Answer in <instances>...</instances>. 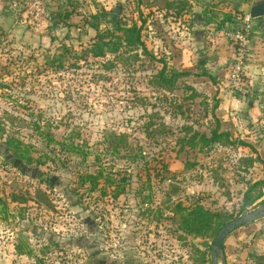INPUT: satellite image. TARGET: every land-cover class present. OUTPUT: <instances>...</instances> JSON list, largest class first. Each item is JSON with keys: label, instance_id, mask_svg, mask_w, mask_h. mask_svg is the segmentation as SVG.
<instances>
[{"label": "rangeland", "instance_id": "obj_1", "mask_svg": "<svg viewBox=\"0 0 264 264\" xmlns=\"http://www.w3.org/2000/svg\"><path fill=\"white\" fill-rule=\"evenodd\" d=\"M33 1L0 0V264H200L191 248L213 237L179 238L175 205L189 209L201 204L217 220L224 214L233 219L243 214L247 183L262 177V167L255 163L244 170L242 157L253 154L248 147L177 141L186 134L180 129L184 123L207 135L215 125L204 114L202 98L211 104L214 89L194 66L199 56L186 68L184 56L174 55L192 40L186 26L171 18L158 24L161 15L144 4L139 7L138 0H119L100 24L140 25L145 19L142 38L156 59L164 51L159 39L165 36L172 51L168 64L195 76L179 79L178 88L164 94L149 85L161 65L157 61L140 55L105 70V58L83 60L82 49L95 34L84 23L91 21L89 7L69 4L75 14L56 24L50 17L61 11L59 5H53L56 12L42 0L36 8ZM211 1L228 9L243 4L241 15L252 5V0ZM251 22L255 29L258 25ZM62 44L74 52L62 57L60 66L57 60L49 64ZM184 85L200 95L189 98L192 92ZM163 95L174 103L162 101ZM175 104L190 109L185 118L176 114ZM152 111L157 114L149 120ZM36 119L42 134L34 128ZM161 121L170 134H159ZM221 129L230 132L232 141L250 143L264 161V121L250 118L243 125L235 120ZM105 130L127 133L130 149L108 146ZM5 140L12 144L8 152ZM15 145L17 154L30 156V165L17 160ZM84 175L96 176L95 186L82 181ZM263 202L264 188L247 211ZM239 234L264 241V217L238 228L234 236Z\"/></svg>", "mask_w": 264, "mask_h": 264}, {"label": "trees", "instance_id": "obj_2", "mask_svg": "<svg viewBox=\"0 0 264 264\" xmlns=\"http://www.w3.org/2000/svg\"><path fill=\"white\" fill-rule=\"evenodd\" d=\"M164 8L165 12L161 14L160 19L157 23L161 24L163 26L164 22H168V18H171L175 15L179 16L180 13L183 10L188 9V4L185 0H177L175 2L164 0ZM170 11L172 13L170 14ZM59 12V13H58ZM56 15H54V23H58L60 21H67L68 18L75 14L74 10H64L63 13L60 15L61 11H58ZM213 15L216 17H222L221 23L224 22H231V15L224 14L220 11H213ZM106 16L105 11H99L95 14H91L89 18H91V21L89 22L88 19L84 20V23L92 28L95 32L94 36L90 39V42L86 48L82 49V54L84 58L83 60L87 59V56H90L92 58H105V61L103 62L102 67H104L105 70H110L115 62L118 63H125L127 60H133L137 61L139 59V56L142 55L146 57L149 61H157L161 65L160 67L150 75L149 77V85L157 90H160L162 93H172L176 88H178V80L183 77H189L192 74V71L190 69H186L184 67H181V69H177L172 65H169L167 62L166 57L171 59L172 57V51L168 45L165 44V36L159 39L163 45V52L161 53V58L155 57L154 53L151 51V49H148L145 42L142 38V23L145 22V19H143L142 23L140 25L137 24V22L133 21L130 24L126 23H117L115 22L114 26L112 28H100L101 21L104 20V17ZM174 18V17H172ZM68 23V22H67ZM167 50H166V49ZM166 50V51H165ZM73 49L69 48L67 45L62 44L60 47V53L58 57H51L49 59V64L53 63L54 61H58V65L61 64V59L65 55L69 53H73ZM167 55V56H165ZM171 55V56H170ZM175 57H179V54L176 52L174 54ZM108 56H113V60L106 59ZM80 58V57H76ZM168 59V60H169ZM201 74V73H200ZM184 87H187L191 90L192 93L189 96V98L193 99L196 96H199L200 94L195 91V89L192 86L184 85ZM162 101L169 102L171 105L174 103L172 99H169L168 96L163 95ZM204 101L203 104L205 106V116H210L212 119V122H214V128H212L209 132L210 135H207L206 133L199 132L196 129H193L191 124H185L181 126V130L184 131L186 134L183 135L180 139H178V142H181L183 144H190L195 145L196 141L203 142V145H211V144H220V145H226V144H233L238 145L242 147H248L252 149V153H255V156H245L242 157V163L244 164V170H247L248 168L252 167L253 164L259 163L262 167V177L258 178L256 180H252L248 182V186L246 190L243 193L242 202L240 205V211L241 213H244L247 211V209L255 204L258 200L261 199L263 196V188H264V164L263 160L257 155L256 150L253 148V146L245 142L241 139L232 141L230 132L227 129H221L223 122L216 114V108L218 107V100H215L212 98V103L210 104L208 101V98L206 96H203ZM174 109L176 110V114H179L181 117L185 118L186 110L189 111L190 109H186L184 111L182 104H175ZM157 114V111H152L149 114V120H152L154 115ZM39 119H36L33 121L34 128L36 131L39 132V134H42L41 126L38 125ZM153 123H148V125L145 127V134L149 136L151 133L149 131V126H151ZM159 134L166 135L171 133V129H168V126L165 124V122L161 121L158 124ZM167 127V129H166ZM3 128L0 127V137L3 136ZM154 131V130H152ZM189 134V135H188ZM128 134L125 132L120 133H114V132H108L103 131V140L113 148L115 151L119 150L120 148H127L130 149L129 140H128ZM4 143V149L6 152H8V149L11 148V141L5 140ZM14 153L19 152L18 145H15L14 147ZM17 154V153H16ZM22 154V153H21ZM18 155L17 160L19 162H22L25 165H30L31 158L29 155L26 154V158H24L22 155ZM13 157L14 155L11 154ZM97 177L102 176L101 173L96 175ZM93 175H84L83 178L81 177L82 181H91L93 186L96 184L97 177ZM119 193V191H118ZM175 212L179 215L178 225L177 229L179 231V238L186 240L188 236H191L192 238H206V237H214L215 233L219 230V228L226 222H228L231 217L228 214H224L223 217L220 219H216L215 213H213L211 210L206 209L201 204H196L193 207H190L189 209L186 207H182L181 203H177L175 205ZM246 224L245 226H247ZM194 253L197 255V260L200 264H207L210 260L207 257L208 249L202 250L198 247L191 248Z\"/></svg>", "mask_w": 264, "mask_h": 264}, {"label": "crops", "instance_id": "obj_3", "mask_svg": "<svg viewBox=\"0 0 264 264\" xmlns=\"http://www.w3.org/2000/svg\"><path fill=\"white\" fill-rule=\"evenodd\" d=\"M42 1L46 2V6H52L51 9L56 10V12L59 9L62 11L64 8H67V10H74L76 12V9L68 8L70 6L69 4H72L80 8H86V6L87 8L89 7L90 14L105 11L107 15L110 8H112L119 0ZM138 1L142 2L139 7L144 4L148 7V9H152L160 15L166 11L164 8V0ZM168 1L175 2L177 0ZM185 1L188 4V9L186 8V10H183L179 16L175 17L174 15L172 16L174 18L171 17V20L175 22L179 23L180 20L183 22L182 25L186 26L187 32L191 35L190 39H192L188 43V47L183 49L181 53L178 52L179 57L184 56V59L182 61L180 60L181 62L184 61V65L182 66H186V68L193 67L191 66V60H195L196 57L199 56L194 66L201 69V74H199L203 80H205L204 82L207 84L209 83V85L214 89L211 99L214 98L215 100H218L216 114L223 122H230L231 124H234V121L237 120L239 123L243 122L244 125V123L250 120V118H252L253 122H263L264 16L253 19V22L258 26L255 29H252L251 48L246 66L247 81L251 85V93L241 96L240 94L231 93L229 89L228 75L230 60L233 54V46L228 40L226 32L234 27L238 21L237 19L242 16L239 12H243L244 5L242 4L240 7L236 6V9H228L226 6L217 5L216 2L211 0H200L199 2H196V0ZM253 1L254 0H252V5L255 3ZM54 3L59 5V9H55V7H53ZM251 6H249V9ZM249 9L247 11L248 13ZM213 11H220L224 14L231 15V22H224L222 24V17H216L213 15ZM171 13L172 11H170V14ZM52 16L50 19H53ZM194 76L195 75L193 74L191 75V77ZM241 129L247 133L244 126H241ZM253 154L250 156L254 157L255 153ZM250 224L251 223L247 226ZM247 226L244 225L239 229L246 228ZM237 230L238 229L235 231ZM235 231L228 235L223 242L225 264H264V241L258 242L256 238L252 239V235L239 234L238 236H234Z\"/></svg>", "mask_w": 264, "mask_h": 264}, {"label": "built area", "instance_id": "obj_4", "mask_svg": "<svg viewBox=\"0 0 264 264\" xmlns=\"http://www.w3.org/2000/svg\"><path fill=\"white\" fill-rule=\"evenodd\" d=\"M33 6L39 8V1L35 0ZM237 23L226 32L228 40L233 46V54L229 67V89L231 93L245 96L251 93V85L247 81L246 66L251 48L252 18L249 13L237 19Z\"/></svg>", "mask_w": 264, "mask_h": 264}, {"label": "water", "instance_id": "obj_5", "mask_svg": "<svg viewBox=\"0 0 264 264\" xmlns=\"http://www.w3.org/2000/svg\"><path fill=\"white\" fill-rule=\"evenodd\" d=\"M249 16L252 19L261 18L264 16V0L256 1L249 9ZM264 217V202L258 207L253 208L243 214H240L228 222L224 223L215 233L212 241L209 239H202L195 241V245L200 249H208L210 253L211 264H225L223 242L224 239L236 229L257 221Z\"/></svg>", "mask_w": 264, "mask_h": 264}, {"label": "flooded vegetation", "instance_id": "obj_6", "mask_svg": "<svg viewBox=\"0 0 264 264\" xmlns=\"http://www.w3.org/2000/svg\"><path fill=\"white\" fill-rule=\"evenodd\" d=\"M127 263L126 264H129L128 261H126Z\"/></svg>", "mask_w": 264, "mask_h": 264}]
</instances>
